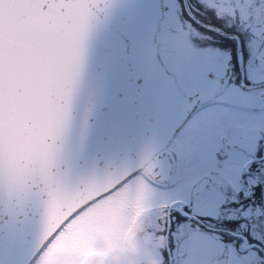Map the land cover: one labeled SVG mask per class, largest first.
I'll list each match as a JSON object with an SVG mask.
<instances>
[{
	"label": "water",
	"instance_id": "1",
	"mask_svg": "<svg viewBox=\"0 0 264 264\" xmlns=\"http://www.w3.org/2000/svg\"><path fill=\"white\" fill-rule=\"evenodd\" d=\"M156 1L0 0V264L145 165L167 178L151 159L201 96L160 58Z\"/></svg>",
	"mask_w": 264,
	"mask_h": 264
},
{
	"label": "flooded vegetation",
	"instance_id": "2",
	"mask_svg": "<svg viewBox=\"0 0 264 264\" xmlns=\"http://www.w3.org/2000/svg\"><path fill=\"white\" fill-rule=\"evenodd\" d=\"M164 6L162 58L186 94L201 100L168 147L167 180L149 182L141 172L117 190L122 195L89 213L99 220L94 226L114 232L107 237L115 245L99 244L77 264H175L167 256L170 243L175 250L173 235L193 230L213 248L206 264H264L257 255L264 249V72L258 71L264 0H164ZM189 140L193 153L183 168L179 146ZM137 182L152 190L148 199L134 189ZM65 231L35 264H60Z\"/></svg>",
	"mask_w": 264,
	"mask_h": 264
},
{
	"label": "rangeland",
	"instance_id": "3",
	"mask_svg": "<svg viewBox=\"0 0 264 264\" xmlns=\"http://www.w3.org/2000/svg\"><path fill=\"white\" fill-rule=\"evenodd\" d=\"M192 138V135H191ZM193 145L194 143H191L190 140L186 143L179 146V152L181 155V158L190 157L189 150L193 153ZM197 150V147L195 148ZM197 161L198 154L194 157ZM183 165V168H187L188 164H185L184 159L181 162ZM184 185V184H183ZM140 187L143 191H146V199L149 198V196L152 194L149 188H147L145 185H143L140 182H137L135 184V188ZM187 186H181L178 187V189L183 190ZM122 195V189L115 192L111 197H117ZM106 199L98 202L95 204V208H92L91 210H86L82 214H80L73 222L72 224L67 228V230L62 234L61 242L59 249L61 250L60 264H77L80 258L86 254L91 252H97L99 249V244H109L110 249H112L115 245L113 243L112 239L109 240L107 236L111 235L110 233L112 230L109 229L105 230L103 229L104 226L101 227V229L94 226V223L99 224V220H93L90 219L89 213L93 211V209H97L99 205L106 203H111L112 201ZM99 229L100 234H96V230ZM66 241L69 242V246L66 243ZM82 244L88 245L85 249H82ZM57 254H55L53 257L48 259V262H50Z\"/></svg>",
	"mask_w": 264,
	"mask_h": 264
},
{
	"label": "snow or ice",
	"instance_id": "4",
	"mask_svg": "<svg viewBox=\"0 0 264 264\" xmlns=\"http://www.w3.org/2000/svg\"><path fill=\"white\" fill-rule=\"evenodd\" d=\"M128 38L131 39V36ZM121 43H124V41L122 40ZM258 71L264 72V67L259 68ZM3 223L7 224L8 221L5 220ZM170 233H174L171 228ZM172 238L175 241V250L173 251L172 249L173 242L170 243L167 256L169 259H174L175 264H188L185 257L195 258L194 264H206V258L213 254L212 246L205 244L204 239L195 230L179 236L173 235ZM5 243L11 245V238L9 236L5 237ZM258 243V241H254L252 246L256 247ZM246 254V249L241 251V258H246ZM257 255L264 257V249H261Z\"/></svg>",
	"mask_w": 264,
	"mask_h": 264
},
{
	"label": "bare ground",
	"instance_id": "5",
	"mask_svg": "<svg viewBox=\"0 0 264 264\" xmlns=\"http://www.w3.org/2000/svg\"><path fill=\"white\" fill-rule=\"evenodd\" d=\"M166 154V153H165ZM162 158L163 159H158V160H155V163L157 164H163V162H161L162 160H164V162L166 163V166H167V173L169 174V171L171 169V166H170V157L166 154L165 156L162 155ZM160 160V161H159Z\"/></svg>",
	"mask_w": 264,
	"mask_h": 264
}]
</instances>
